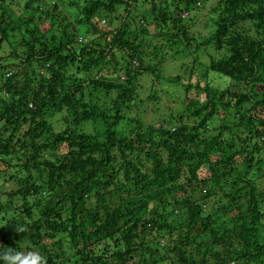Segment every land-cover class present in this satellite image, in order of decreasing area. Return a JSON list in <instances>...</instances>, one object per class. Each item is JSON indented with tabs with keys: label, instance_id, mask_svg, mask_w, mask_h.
Instances as JSON below:
<instances>
[{
	"label": "trees",
	"instance_id": "obj_1",
	"mask_svg": "<svg viewBox=\"0 0 264 264\" xmlns=\"http://www.w3.org/2000/svg\"><path fill=\"white\" fill-rule=\"evenodd\" d=\"M6 1L0 69L12 64L0 74V253L39 250L47 264H264V0H217L210 9L213 33L193 52L212 45L224 55L192 59L204 87L144 66L143 41L128 24L136 0H72L74 18L62 0H26V18ZM151 1L168 48L185 43L188 53L190 18L180 16L201 1ZM4 43L13 49L5 57ZM144 75L152 89L183 91L180 110L158 125L140 110L134 83ZM209 75L231 83L214 86ZM195 90L201 102L190 98ZM97 91L114 92L112 106L86 101ZM56 113L62 132L49 121Z\"/></svg>",
	"mask_w": 264,
	"mask_h": 264
},
{
	"label": "rangeland",
	"instance_id": "obj_2",
	"mask_svg": "<svg viewBox=\"0 0 264 264\" xmlns=\"http://www.w3.org/2000/svg\"><path fill=\"white\" fill-rule=\"evenodd\" d=\"M26 0H7L6 5L9 6L11 11L21 17H22V7L24 5ZM52 0L51 2H53ZM158 1V0H157ZM201 3L197 5L196 8H194L190 14L183 13L181 14V18L188 19V26H189V39L190 44L193 45L191 49H188V53H184V44H180V46L173 47L172 49L168 48V45L166 44L165 40H168V38L161 34V29L163 31H166V26L161 25L157 27V25L152 21V17L150 16L151 13V0H136L135 2H132L131 5V13L132 15L128 18V24L129 28L132 31H136L137 35L140 39L143 41V61L144 66H150L153 67L157 66L156 72L160 76H163L165 78H172L175 76H181L182 81L181 83L186 84V79H189L190 84H195L198 82L201 87L205 86V78L202 75L201 71H193L190 72L191 65H192V59L196 56L199 57L198 62L200 64H208L209 58L213 57L214 60L219 59L221 56L224 55L223 51L216 52L214 47L212 45H208L207 47H200L199 51L193 52V49L201 44L203 40L210 37L213 33V21H211V12L210 9L215 6L217 0H200ZM72 0H62L61 2V10L62 12H65L69 17L74 18L75 15L78 13L76 6L70 5ZM160 4V3H159ZM158 4V5H159ZM169 5L170 2H167ZM124 16V10L123 8L119 11V19ZM35 19L37 20L38 17ZM115 23V26L118 25ZM37 26L40 28L41 31L45 32L49 29V26L45 20H41L39 18L37 21ZM243 27H247L246 25H243ZM140 28H143L145 30V33H140ZM81 29V28H80ZM14 39H11L12 47H15L17 44V41L19 39V34L17 32H13L11 34ZM79 35L82 36L81 31L79 30ZM81 38V37H80ZM181 40H183L181 38ZM83 41V39H82ZM3 52L1 53V56H9L10 52H12L13 49L10 48L8 44H3ZM18 54L21 55V52L23 51V48H18L16 51ZM108 64L109 66H113L115 60L118 62H121L123 60L121 52H116L115 54V60L108 58ZM106 60V61H107ZM12 64L11 61H7L4 63V67L0 69V74L3 73V71L6 70V68H9ZM104 66V65H103ZM105 67V66H104ZM198 67V65L196 66ZM117 68V67H116ZM121 70L118 71L117 76H115V80H118V78L124 77L123 72L124 68H120ZM22 70V69H20ZM119 70V69H117ZM158 70V71H157ZM11 71V70H8ZM40 74H43V71H39ZM120 73V74H119ZM103 74V72H102ZM93 76L99 77V75L94 74ZM103 76V75H102ZM209 78L212 79V84L214 86H221L224 87L227 83L224 80H218L214 79V77H211L209 75ZM110 80V78L105 79ZM135 92L138 94V97L142 99V101L139 103L140 110L144 112L145 121L146 123H152L158 125L161 124V122L164 121V118L168 116L169 114H174L175 112L179 111L181 108L180 99L183 94V91L178 88V86L173 85H166L165 83H162V86L157 85V89H152V86H155L157 83L152 82V79L147 76H141L139 77V80L135 83ZM158 87L160 89H158ZM156 94V99H150L153 95ZM197 98L198 101H202L204 99L203 94L199 90L193 91V93L190 95L191 99ZM115 98V93L111 92L110 94H106L104 91H97L92 93L91 95H88L86 97V101L92 100L97 106L104 108L105 106L110 107L112 106V101ZM64 116L63 113H56L54 114L51 119L49 120L52 124L53 131L55 132H62L66 128V124L63 121L62 117ZM163 118L161 121L159 119ZM83 131L85 132H92L93 127L91 124L86 123L82 126ZM64 150V149H63ZM5 166L0 163V170H4ZM10 172V171H9ZM3 179V177H1ZM6 188L8 190H16L17 187L14 183L8 182L5 184ZM135 264V263H130Z\"/></svg>",
	"mask_w": 264,
	"mask_h": 264
},
{
	"label": "clouds",
	"instance_id": "obj_3",
	"mask_svg": "<svg viewBox=\"0 0 264 264\" xmlns=\"http://www.w3.org/2000/svg\"><path fill=\"white\" fill-rule=\"evenodd\" d=\"M25 227H17L16 232H25ZM0 261L3 264H47V258L39 250L24 251L15 250L10 247L8 250L0 253Z\"/></svg>",
	"mask_w": 264,
	"mask_h": 264
}]
</instances>
